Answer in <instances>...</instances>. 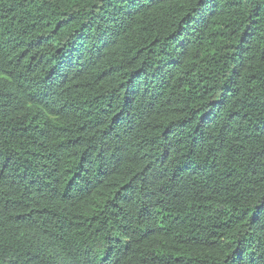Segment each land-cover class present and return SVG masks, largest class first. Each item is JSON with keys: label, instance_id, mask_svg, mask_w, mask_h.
<instances>
[{"label": "trees", "instance_id": "obj_1", "mask_svg": "<svg viewBox=\"0 0 264 264\" xmlns=\"http://www.w3.org/2000/svg\"><path fill=\"white\" fill-rule=\"evenodd\" d=\"M0 264H264V0H0Z\"/></svg>", "mask_w": 264, "mask_h": 264}]
</instances>
